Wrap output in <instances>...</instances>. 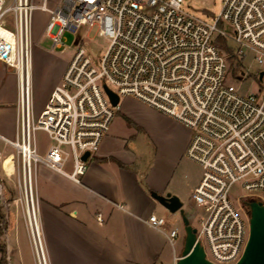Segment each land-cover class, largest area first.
I'll return each instance as SVG.
<instances>
[{
  "label": "built area",
  "instance_id": "1",
  "mask_svg": "<svg viewBox=\"0 0 264 264\" xmlns=\"http://www.w3.org/2000/svg\"><path fill=\"white\" fill-rule=\"evenodd\" d=\"M35 10L50 14L44 32L53 49H63L66 33L82 27H99L109 41L97 61L79 49L37 119L31 75ZM220 40L235 46L230 48L242 67L249 58L257 63L254 76L263 75L259 95H242L229 81ZM0 62L17 73V136L1 139L17 151L18 185L28 208L35 203L40 165L81 184L120 108L112 105L107 87L120 101L134 97L191 130L186 159L199 173L188 183L190 199L206 213L196 228L197 242L212 264L239 262L250 238L246 203L264 205V0H223L222 12L211 20L187 10L185 0H64L55 9L47 0L42 5L0 0ZM246 76L242 73V80ZM39 130L53 141L45 157L35 141ZM70 157L71 173L66 171ZM235 186L247 192L241 208L231 200ZM97 221L104 223L100 215ZM146 223L167 227L156 215ZM179 237L178 228L168 230L174 251Z\"/></svg>",
  "mask_w": 264,
  "mask_h": 264
},
{
  "label": "rangeland",
  "instance_id": "2",
  "mask_svg": "<svg viewBox=\"0 0 264 264\" xmlns=\"http://www.w3.org/2000/svg\"><path fill=\"white\" fill-rule=\"evenodd\" d=\"M35 3L42 5L43 0H35ZM222 4L223 0H185L187 10L208 20L220 15ZM47 5L51 9L62 8L64 0H47ZM10 16H8V22ZM49 19L50 14L47 12L35 10L33 13L31 75L33 110L36 119L45 109L53 90L63 82L65 72L80 48H84L87 54L94 61H97L109 47L108 39L100 36V29L96 26L82 27L76 34L66 33L65 47L53 49L52 41L46 37L44 32ZM8 22L5 21L7 24ZM230 47L235 49L233 45ZM229 68V75H231L228 77L229 81L242 95L260 94L263 86L261 81L254 76L259 68L255 61L251 58L245 60L243 67L240 66V71L236 76H234L235 66L230 60ZM242 73L247 74L243 80ZM17 80L16 71L0 62V105L3 103L9 107L8 114L0 118L4 126L0 133L7 136H9L8 129L14 126L15 133L17 130V122L11 121V110L17 106ZM191 136V130L175 119L150 108L134 97H122L120 108L116 111L110 130L103 138L100 148L101 153L113 154L127 161L130 165H136L137 172H140L139 179L144 183L146 174L155 168L157 170L162 168L166 159L168 160L163 170H167L181 156L186 159L185 150ZM35 141L40 155L45 157L53 145L50 136L45 131L39 130L35 132ZM66 150L69 151L68 148ZM0 153L2 154L0 155V262L3 264H39L27 220L26 193L17 183L19 172H16V184H13L10 180L12 177L6 173V169L11 166H16L18 170L17 152L0 139ZM13 161H15V165ZM186 164L188 167L187 171L186 169L182 171V181L187 185L198 175L199 168L189 163L187 159ZM43 169L45 168L42 165L38 167L39 175ZM66 171L69 173L73 171L72 157L68 161ZM36 184H34V196L37 218L41 227V202L37 188L42 189L43 184L42 181ZM246 194L247 192L238 186L232 189L231 200L236 208H241L240 197ZM262 196L264 197L263 194ZM183 200L185 203L184 210L190 223L194 228H199L201 219L206 216L205 211L197 208L190 198H183ZM155 202L157 216L166 220L167 227L179 229L180 237L176 242V252L181 254L184 247L183 219L180 213L172 214L161 203ZM41 237L42 243L41 245L39 243V249L41 250L43 247L47 257L42 229ZM167 248L170 253L169 256L172 258L173 248L170 244ZM46 261L50 264L48 257ZM169 263L172 264V259Z\"/></svg>",
  "mask_w": 264,
  "mask_h": 264
},
{
  "label": "crops",
  "instance_id": "3",
  "mask_svg": "<svg viewBox=\"0 0 264 264\" xmlns=\"http://www.w3.org/2000/svg\"><path fill=\"white\" fill-rule=\"evenodd\" d=\"M8 108L3 103L0 105V118L8 114ZM12 109L11 121L15 123L18 107ZM3 127L0 121V130ZM13 127L7 130L9 136L0 133V139L3 136L15 140L17 130L15 133ZM179 158L163 170L166 159L162 168L146 174L144 183L139 179L136 165L113 154L101 153V148L89 160L81 184L42 165L45 169L42 176L37 172L36 183L43 184L37 192L50 264H170L171 259L175 264L181 254L173 249L170 258L167 248V233L174 227L155 229L146 220L157 216L153 193L160 196L171 193L183 204V198H190V185L182 181V171H187L188 165L186 159ZM16 168L6 169L13 184L17 182ZM99 215L103 225L98 224Z\"/></svg>",
  "mask_w": 264,
  "mask_h": 264
},
{
  "label": "water",
  "instance_id": "4",
  "mask_svg": "<svg viewBox=\"0 0 264 264\" xmlns=\"http://www.w3.org/2000/svg\"><path fill=\"white\" fill-rule=\"evenodd\" d=\"M263 75L261 74L260 80ZM112 105L117 107L120 98L117 94L105 87ZM90 154L86 153L83 160L87 161ZM152 197L161 203L172 214L180 213L184 226V247L181 257L176 264H212L206 259L204 248L197 242V229L192 226L187 217L181 199L171 193L160 196L153 193ZM250 208V238L242 258L237 264H264V205L261 202L251 201L246 203Z\"/></svg>",
  "mask_w": 264,
  "mask_h": 264
},
{
  "label": "bare ground",
  "instance_id": "5",
  "mask_svg": "<svg viewBox=\"0 0 264 264\" xmlns=\"http://www.w3.org/2000/svg\"><path fill=\"white\" fill-rule=\"evenodd\" d=\"M37 216L38 215H37L36 203L34 204L30 203L29 208H28L27 220H28L29 229H30L31 236H32V241L35 246V252L39 260V264H48V262L46 261L45 250L43 249V247L41 250L39 249L42 243V237H41V227L38 222Z\"/></svg>",
  "mask_w": 264,
  "mask_h": 264
},
{
  "label": "trees",
  "instance_id": "6",
  "mask_svg": "<svg viewBox=\"0 0 264 264\" xmlns=\"http://www.w3.org/2000/svg\"><path fill=\"white\" fill-rule=\"evenodd\" d=\"M220 42H221V45H222V49L228 55V61L230 60L233 63V65L235 66V68H234V71H235L234 76H236L239 73V71H240V66H242V65H241L240 62H238L237 58L233 54V50L229 46H227V44L223 40H220ZM249 202H251V201H249ZM0 264H3V262H0Z\"/></svg>",
  "mask_w": 264,
  "mask_h": 264
},
{
  "label": "flooded vegetation",
  "instance_id": "7",
  "mask_svg": "<svg viewBox=\"0 0 264 264\" xmlns=\"http://www.w3.org/2000/svg\"><path fill=\"white\" fill-rule=\"evenodd\" d=\"M247 211L249 212L250 211V208L247 206Z\"/></svg>",
  "mask_w": 264,
  "mask_h": 264
}]
</instances>
